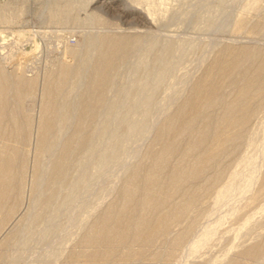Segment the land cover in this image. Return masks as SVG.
Listing matches in <instances>:
<instances>
[{
    "label": "rangeland",
    "instance_id": "rangeland-1",
    "mask_svg": "<svg viewBox=\"0 0 264 264\" xmlns=\"http://www.w3.org/2000/svg\"><path fill=\"white\" fill-rule=\"evenodd\" d=\"M0 264H264V0H0Z\"/></svg>",
    "mask_w": 264,
    "mask_h": 264
},
{
    "label": "bare ground",
    "instance_id": "bare-ground-1",
    "mask_svg": "<svg viewBox=\"0 0 264 264\" xmlns=\"http://www.w3.org/2000/svg\"><path fill=\"white\" fill-rule=\"evenodd\" d=\"M67 68H68V65H67ZM65 71V72H64ZM63 72H64V74H66L67 73V71L66 70H64ZM69 71V70H68ZM63 74V75H64ZM197 93V92H196ZM193 108H196V107H193ZM195 110V109H194Z\"/></svg>",
    "mask_w": 264,
    "mask_h": 264
},
{
    "label": "built area",
    "instance_id": "built-area-1",
    "mask_svg": "<svg viewBox=\"0 0 264 264\" xmlns=\"http://www.w3.org/2000/svg\"><path fill=\"white\" fill-rule=\"evenodd\" d=\"M71 42H73V39H70Z\"/></svg>",
    "mask_w": 264,
    "mask_h": 264
}]
</instances>
